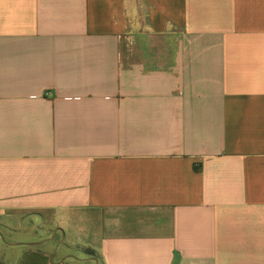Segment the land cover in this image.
<instances>
[{
    "label": "crops",
    "instance_id": "crops-1",
    "mask_svg": "<svg viewBox=\"0 0 264 264\" xmlns=\"http://www.w3.org/2000/svg\"><path fill=\"white\" fill-rule=\"evenodd\" d=\"M0 264H264V0H0Z\"/></svg>",
    "mask_w": 264,
    "mask_h": 264
},
{
    "label": "trees",
    "instance_id": "trees-1",
    "mask_svg": "<svg viewBox=\"0 0 264 264\" xmlns=\"http://www.w3.org/2000/svg\"><path fill=\"white\" fill-rule=\"evenodd\" d=\"M86 251H87V255L88 256H90V257H96V254H95V252L93 250L87 249Z\"/></svg>",
    "mask_w": 264,
    "mask_h": 264
}]
</instances>
